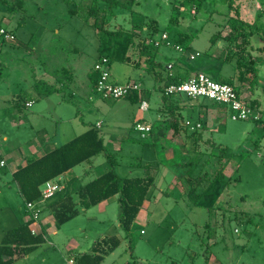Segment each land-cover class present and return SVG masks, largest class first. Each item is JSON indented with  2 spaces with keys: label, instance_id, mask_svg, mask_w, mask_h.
Here are the masks:
<instances>
[{
  "label": "rangeland",
  "instance_id": "rangeland-1",
  "mask_svg": "<svg viewBox=\"0 0 264 264\" xmlns=\"http://www.w3.org/2000/svg\"><path fill=\"white\" fill-rule=\"evenodd\" d=\"M16 1L0 0V28L11 31L16 38L8 43L0 37V133L9 138L5 146L16 142L24 146L41 127L51 132L57 130L55 141L64 143L100 122L99 134L111 149L116 173L121 177L155 178L160 192L151 189L150 195H158L146 200L126 239L118 224V203L113 199L103 214L93 207L62 225L51 219L45 227L44 242L12 264H63L68 257L89 252L95 242L107 235L117 236L120 243L100 264H264V104L260 120L255 122L232 120L225 106L206 98L188 101L187 108L180 113L186 125L184 132L194 134L190 135L186 154L175 151L171 162H167L160 147H149V140L140 139L131 127L135 119H144L152 127L157 123L156 101L161 99L157 87L161 82L148 73L145 62L144 70L121 63L119 59L125 53L139 60L140 48H127L123 39H110L106 33L155 20L158 33L154 39L159 40L162 34L167 37L164 44L152 51L151 58L159 64L155 66L158 76L165 77L166 66L171 64L175 72L185 75L203 73L213 78L219 73L229 77L235 71L232 64L223 60L225 43L222 39L214 45L210 43L216 33L225 36L233 29L228 23L233 13L227 14V0H202L198 6L183 7V0H133L132 4L130 0H120L126 3L125 8H109L102 1L98 3L100 11L91 16L93 0H21V10L11 4ZM245 1L242 0L245 4L240 16L252 23L263 7L259 0ZM257 24L264 26V17ZM139 29L135 28L136 32ZM179 37L184 41L179 43ZM143 39L141 35L135 36L134 44ZM246 44L247 50L256 56L258 37L249 38ZM175 46L181 51L175 50ZM101 56L109 57L110 75L115 83L129 78L154 80L156 89L149 97L147 113L139 112V105L126 99H104L95 92L88 73ZM61 66L72 70L75 81L55 85L57 94L33 96L36 108L43 111L41 117L34 116L31 121L34 129L26 120L34 107L20 106L22 113L17 115L21 121L13 125L7 113L28 95L21 90L31 80H54L52 70ZM260 80L264 81V62L257 67L255 93L261 91ZM242 96L249 98L245 90ZM206 109L220 115L210 118L211 124L196 129L200 114ZM58 114L66 120L71 118V123L55 119ZM163 115L166 124L159 126L169 128L170 117L168 113ZM66 128L71 132L60 136V129ZM196 136L202 139L197 141ZM152 161H158L155 170L148 167ZM189 162L194 163V176L205 173L210 179L222 168L221 181L199 189L205 192L197 205L182 196L178 188L166 194L171 178H186ZM101 164L107 167L104 156L97 155L91 159V165L75 167L73 173L80 177L75 187L94 178L92 174ZM24 206L9 171L0 169V242L6 231L23 220Z\"/></svg>",
  "mask_w": 264,
  "mask_h": 264
},
{
  "label": "trees",
  "instance_id": "trees-1",
  "mask_svg": "<svg viewBox=\"0 0 264 264\" xmlns=\"http://www.w3.org/2000/svg\"><path fill=\"white\" fill-rule=\"evenodd\" d=\"M102 1L107 3L109 8H125L126 4L120 0H93L95 7L91 9L90 16L96 15L100 11L101 8L98 3ZM247 1L252 2V0ZM259 1V5L260 7L262 6L263 9L251 23L240 16L242 5L245 4L242 0H227V14L229 12L233 13L228 23L233 26V29L225 36L216 33L210 38V43L213 45L217 43L218 39H222V42L225 43L227 48L223 60L226 63L232 64L235 71L234 75L229 77H224L218 73L211 78L216 82L232 86L238 94H242L244 84H246L245 86H247L248 89L253 88L256 83L255 80H257V67L264 62V26H259L257 24V22L264 17V0ZM133 2V0H130L129 3L132 4ZM200 2H202V0H183L180 7L186 6L187 4L198 6ZM4 3L7 4L6 1H4ZM11 4L14 8H18L19 10L23 8V2L21 0L16 1L15 4ZM71 12L73 13L75 11L71 10ZM140 23L141 24L137 26L132 25V27L127 30L119 28L117 31L106 30V33L110 39H123L127 48L136 45V47L140 48V55L147 57V64L149 67L147 70L148 73H153L154 79L162 82L157 88L160 92L162 112L168 113L167 117H170V120L167 121V123L172 130L173 136H175L179 134L181 130H184L183 127H185L184 124H182L180 110L187 107V102L192 99L184 95L166 96L164 89L169 84L184 81L187 75L182 74L181 71L175 72L171 64V69H166L167 74L165 77L157 75L155 66L159 64L155 63L151 58L152 51H155L161 45H154L156 41L154 38L158 33L157 23L155 20L142 21ZM144 27L146 29L142 31ZM135 28H140V32H136ZM9 32L12 33L11 31ZM139 35L144 39L134 44V37ZM253 36H257L260 42V46L256 49L258 52L256 56H253L246 48L247 40ZM178 41L181 43L184 40L179 37ZM102 58L107 60V66L110 71V60L108 56L99 57L95 64L99 63ZM121 62L136 67V64L132 63L129 57H124ZM54 73L56 76L60 77L59 80L61 83L63 81L72 80L71 71L66 68L58 69ZM88 76L92 82V86L95 87L97 74L92 70V72L88 73ZM247 76H251L248 81L246 80ZM33 88L36 92L44 95H50L58 91L55 85H47L44 82H37ZM140 90L134 91L121 99L125 98L130 103L137 104L140 99ZM262 92H264V87H262ZM19 97L20 96H18V98ZM22 99L23 101L20 104H15L17 108L24 105L26 99L25 97H22ZM243 99L255 113L259 115L262 113L261 106L264 104L263 97L249 96L248 99ZM221 149L224 150L223 148ZM97 155H103L106 160L107 168L104 173L80 185L75 191L76 200L73 198V194L70 191H62L61 189L59 192H62L59 193L57 197L48 201L46 207L50 211L55 223L57 225H62L77 217L81 212L89 210L99 203L116 196L119 208L118 224L126 239L137 214L146 200L148 191L153 185V178L119 176L114 167L116 161L111 150L104 144L103 138L99 134V129L97 127L90 126L85 132L61 144L42 157L37 159L29 158L24 166L19 167L12 173L11 181L16 186L24 202H33L40 198L41 189L46 182L54 180L65 172L90 161ZM193 164L194 163L189 162V168L185 172L189 184L187 199L194 205H197L205 192L199 191V189L205 188V185L210 182L213 184L216 181H221L222 168L217 170L216 175L210 179L205 173L194 176L192 173ZM25 213L28 215L26 210ZM31 224L32 221L29 218L25 222L20 223L18 226L4 233L0 242V264H12L18 258L33 252L38 245L44 242L45 239L41 230L37 229L35 234H31ZM119 243L120 239L115 235L101 237L95 242L89 252L73 256L75 264H100L106 256L118 247ZM133 264L136 263L134 262Z\"/></svg>",
  "mask_w": 264,
  "mask_h": 264
},
{
  "label": "crops",
  "instance_id": "crops-1",
  "mask_svg": "<svg viewBox=\"0 0 264 264\" xmlns=\"http://www.w3.org/2000/svg\"><path fill=\"white\" fill-rule=\"evenodd\" d=\"M164 43L165 42H163L161 44H164ZM14 44H16V43H14ZM175 50H177L176 46H175ZM124 57H129V59H132L130 61L132 63L136 64L135 65L136 67H134V68H137V69H140V70L141 69L142 70L145 69L144 68L145 66H143L142 63L143 62L147 63V57L146 56H142L141 58H139V60L138 59L136 60V59L128 56L127 53H125L123 55V57L119 59V61L121 62V60ZM121 63H123V62H121ZM124 64H126V63H124ZM126 65L131 66L130 64H126ZM61 68H65V67L61 66V67H58L57 69L52 70L53 76L55 77L54 80H48V79L47 80H31V81L28 82L27 88L24 89V90H21L22 92L28 94V95L24 96L26 100H25V103L23 105V108H32V107H34L33 111L30 112V115H28V117L26 119L31 124V127L33 129H34L35 125H33V122L31 123V121H33L34 116H35V118L36 117H41V113L43 112L42 109L36 108L37 104H34L33 96H35L36 98H39L40 95H42V97H48V95H44V94H41L39 92H36L33 87L35 86V84L37 82H44L47 85H59V86L63 85V83H61L60 80H59V76H56L55 73H54L56 70L61 69ZM215 74H218V73H215ZM71 75H72V80H70V81L67 80L66 82H68V83L70 82L71 83V82L75 81L74 80L75 78H74V75L72 73V70H71ZM132 76H133V74H132ZM186 77H188V75ZM130 81L138 83L140 85V87H141V90L139 92V94H140L139 98L140 99H139V102L137 103L139 105L138 106V111L141 112V113H147V111L150 108L149 97L151 96L152 91H154L156 89L154 80H146V81L143 80V81H141V80H132L131 78H129L127 80L119 81L118 84H124V83L130 82ZM156 81H160V80H156ZM145 83H147V84L145 85ZM259 83L261 85V91L260 92L256 91V93H255L253 91V88L252 89H248V87L245 86L246 84H244L242 90H245V92L248 93L249 96H254V97L257 96V97L262 98V97H264V92H262V86L264 85V81L260 80ZM161 84H162V82H161ZM56 88H57V86H56ZM57 93H58V91L56 92V94ZM240 96H242V94H240ZM13 97H14V95H13ZM124 100H125V98H124ZM126 101H128V100L126 99ZM142 101H145L147 103V109L146 110H141L140 109V103ZM28 102H31L30 106H26V103H28ZM156 102H157V106H156L157 107L156 108L157 109V116H156V122L157 123L154 124V127H152V123L147 122L144 119H138V120L135 119V121L131 124V127H132L133 130H135L134 126L137 123L151 126V131L149 133H147L144 137H141L140 134L136 130L135 131L138 133V136H139L140 139H142V140L143 139H148L149 140V143H148L149 147H154V146L160 147L161 148V152L163 151V154H162L163 155V159L165 161H167V162H171V160L173 159V157L175 155V151H178V152L181 151V153H183L182 151H184V153L186 154V151H187L186 149L188 148L187 145L190 142L191 136L188 135L186 133V131L184 132L185 129L181 130L179 134L173 136L172 130L170 128L166 127V128L163 129L161 126H159L161 124H163V126H164V124H166V123L165 122L163 123V121H165V119H164V115H163V112H162V102H161V100L159 102L157 100ZM13 107L14 108L8 110L7 115L10 118H12L11 119L12 120V124L16 125L17 122L21 121V119L18 118L17 114L20 115L22 113V109L21 108H17L15 106V104L13 105ZM184 108H187V107H184ZM210 112H212V114ZM219 115L220 114L218 112H215V111H212V110L210 111V109H206V111L201 112V114H200V120L201 121H200L199 127L196 126V129L197 128H201L202 126L205 127V126H207L208 123L211 124V121H212L213 117L216 116L218 118ZM1 116H2V112L0 110V117ZM54 118L58 119L61 123L64 122V121L71 123V121H72L71 118L66 120L63 117V115H61V114L55 115ZM210 118H212V119L210 120ZM181 119H182V124H184L182 117H181ZM258 121H255V122H258ZM100 126H101L100 122H97L96 125H95V127H97L98 129L100 128ZM184 126H186V125L184 124ZM37 128H39V127H37ZM70 129H71V131H74V129L72 127H70ZM86 130L79 131V132L81 134V133L85 132ZM71 131H69V129L66 128V130L60 129L59 133H60V136L61 135L65 136V134H67V133H69ZM56 133H57V130H55V129H54V131L51 132V131L45 129L44 127H41L40 129L37 130L36 136L32 140H28L24 144V146L19 144L18 142H16L15 144L11 143L12 145L9 144V147L5 146L6 143H9L8 136L5 135V133H3V134L0 133V149L2 150V152L4 154V159H5V162H6V165L4 167L0 168V169L1 170H7V171H9L10 175H12V173L14 171H16L19 167L24 166L26 164V161L29 158L37 159L39 157H42L43 155H45L46 153L52 151L53 149H55L56 147L60 146L61 144H64V143L70 141L71 139L75 138L76 136L80 135V134L73 135V137L71 139H69L68 141H65L64 143H59L60 141H58V142L55 141L56 138H57ZM54 136H56V137H54ZM196 137H197L196 138L197 141L202 139L199 136H196ZM110 148L117 150L116 147H114V146H112ZM85 163H88L89 165H91V160L88 161V162H85ZM157 163H158V161L149 162L148 167L151 168L152 170H155V169H157ZM106 168H107L106 166H104V165L102 166V164H101L98 167V169L96 170V172H94L92 175H94V178H96V177L102 175L104 173V171L106 170ZM73 169L65 172L61 176H59L56 179L51 180V181L57 182L61 186L62 191L63 190L64 191L65 190L70 191L73 194V198L76 200V197H75L76 196L75 195L76 189L80 185L85 184L86 182H84V183L78 185L77 187H75V184H77L80 181L79 180L80 177L79 176L77 177L73 173ZM94 178H92V179H94ZM92 179H90V180H92ZM171 179L172 180H170L169 186L166 188L167 189L166 194L168 195L169 192H173V190L175 188H178L180 190L182 196L185 195L187 197V193H188V190H189V184H188V181H187V177L183 178V177L179 176V178L175 177V178H171ZM157 183L158 182L155 180V178H153V185L151 186V188L148 191L146 200H148V201L153 200L154 197L156 195H158L157 192H156L155 195L154 194L150 195L151 194V189L152 188H156V184ZM70 184H74V185H73V187L71 189H67L68 185H70ZM183 185H184V187H183ZM186 188H188V189H186ZM156 189L160 192V190L158 188H156ZM61 192H58L53 198L57 197L58 194L61 193ZM113 199L116 200V196L115 197H111V198L107 199L106 201H103V202L99 203L98 205H96L94 207L97 208V211L100 212V214H103V212L104 213L107 212V210L109 208V203ZM146 200L144 201V203L146 202ZM144 203H143V205H144ZM46 206L47 205L45 204L43 206V208H42V211H41V214H40V221H39L40 228H41L40 230L42 231L43 236L45 234L46 225L49 223V221L51 219H53L50 211L47 209ZM45 214H47V215L45 216ZM27 219H29V216L25 213V217L23 218V220L20 223L25 222Z\"/></svg>",
  "mask_w": 264,
  "mask_h": 264
},
{
  "label": "built area",
  "instance_id": "built-area-1",
  "mask_svg": "<svg viewBox=\"0 0 264 264\" xmlns=\"http://www.w3.org/2000/svg\"><path fill=\"white\" fill-rule=\"evenodd\" d=\"M0 37L4 42L13 43L15 36L8 30L0 28ZM166 35L162 34L159 40L154 42L155 46L160 45L166 41ZM176 49L181 51V48L176 46ZM191 56L189 59H192ZM107 60L102 58L99 63H96L93 67L94 72L97 74V80L94 90L104 99H121L128 94L139 91L140 85L136 82H127L124 84H118L112 81L110 71L108 69ZM171 65H167L166 69L170 70ZM164 93L166 96H178L184 95L191 99L206 98L207 100L217 105L225 106L228 109L229 116L232 120L242 121H258L260 115L255 113L249 105L244 101L242 96L238 94L235 89L225 83H219L213 80L211 77L203 73H194L189 75L180 83L169 84L165 87ZM31 102L26 103V106H30ZM140 109L146 110L147 103L142 101L140 103ZM199 127V124L196 125ZM135 130L144 137L151 131V126L137 123ZM6 165L4 154L0 149V168ZM61 186L57 182L48 181L41 189V196L38 200L33 202H25V210L27 211L29 218L32 221L31 234H35L37 229L40 230V214L43 206L50 201L59 191ZM64 264H75L73 257H68Z\"/></svg>",
  "mask_w": 264,
  "mask_h": 264
}]
</instances>
